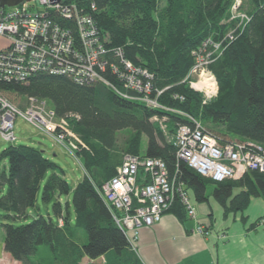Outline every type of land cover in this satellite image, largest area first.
Segmentation results:
<instances>
[{"label":"trees","instance_id":"obj_1","mask_svg":"<svg viewBox=\"0 0 264 264\" xmlns=\"http://www.w3.org/2000/svg\"><path fill=\"white\" fill-rule=\"evenodd\" d=\"M67 1L83 7L94 1L92 14L101 33L108 37L107 47H121L127 59L150 70L153 87L167 86L158 101L168 109L123 98L102 81L78 83L65 74L42 71L23 83L0 82V90L5 93L46 99L57 116L77 113L79 119H70L71 128L93 149L91 153L83 146L76 152L86 173L72 188L70 200L53 202L56 219L36 214L18 225L0 221L4 251L21 264H33L32 256L41 245L46 246L51 264H80L83 257L95 259L101 255L108 256L106 264H142L97 190L120 163L112 150L116 133L122 129L133 131L125 152L163 159L170 176L181 181L185 189L191 188L198 202L208 200L206 188L210 183L211 194L224 217L243 211L252 197L264 199V172L246 170L238 178L221 181L203 177L177 161L175 145L161 127L165 125L170 136L177 123L190 122L185 115L189 114L221 139L252 140L264 146V0L246 1L250 19L209 64L218 90L206 103L182 79L194 62L191 50L206 36L213 34L217 38L225 31L221 20L232 0H163L158 20L154 10L160 0ZM116 60L113 52L107 55L108 62ZM102 74L123 90L108 65ZM128 93L136 95L130 90ZM154 116L158 119L154 120ZM1 156L7 159V167L0 174L1 188L6 187L0 195V210L6 218L27 216L49 171L41 194L44 202L71 189L63 171H56L57 164L37 146L10 143L2 149ZM71 207L75 213L73 223ZM168 211L180 221L188 218L179 200ZM81 232L85 241L81 240Z\"/></svg>","mask_w":264,"mask_h":264},{"label":"built area","instance_id":"obj_2","mask_svg":"<svg viewBox=\"0 0 264 264\" xmlns=\"http://www.w3.org/2000/svg\"><path fill=\"white\" fill-rule=\"evenodd\" d=\"M238 6L239 1L233 5L234 9ZM95 8L94 1L83 7L67 0H24L0 7V37L5 41L0 46V82L23 83L32 74L42 71L65 74L78 83L102 81L123 98L138 100L148 107L168 109L158 103V96L167 86L153 87L152 74L146 67L134 65L124 56L121 47H107L106 37L92 14ZM237 10L234 16L241 18L244 26L250 17ZM235 35L236 28L224 35V45L205 38L191 50L194 62L182 82L194 79L189 80V86L201 93L203 103L209 102L218 90L209 64ZM111 52L117 60L108 62L107 55ZM107 65L122 83L123 90L103 76ZM129 90L136 95L128 93ZM185 115L190 122L177 123L170 136L161 124L166 138L175 145L177 161L214 181L238 178L248 169L264 172L263 145L252 140L221 139L194 117ZM18 116L75 154L67 140L72 130L70 119H79L77 113L57 116L47 100L36 97H29L28 104L21 108L0 90V137L3 141L17 139L14 122ZM153 119L158 118L154 116ZM97 190L133 251L137 250L139 228L159 221L176 200L183 204L189 218L196 215L184 184L174 175L170 176L160 157L124 153L114 174ZM259 222L264 223V217ZM58 223L61 225L62 220ZM194 231L201 235L209 233L203 223Z\"/></svg>","mask_w":264,"mask_h":264},{"label":"crops","instance_id":"obj_3","mask_svg":"<svg viewBox=\"0 0 264 264\" xmlns=\"http://www.w3.org/2000/svg\"><path fill=\"white\" fill-rule=\"evenodd\" d=\"M198 207L199 213L194 218L180 221L166 211L159 221L139 228L135 255L142 264H264V223H255L264 217L263 198L252 197L243 211L223 216V223L216 229L215 209L209 203ZM69 211L72 222L71 208ZM74 218L75 214L73 222ZM199 223L208 227L207 235L194 231ZM81 234V240L85 241V235ZM47 252L46 246H38L32 256L33 264H51ZM106 261H110L107 255L95 259L83 257L80 264H106ZM0 264H21L4 251L3 239H0Z\"/></svg>","mask_w":264,"mask_h":264},{"label":"rangeland","instance_id":"obj_4","mask_svg":"<svg viewBox=\"0 0 264 264\" xmlns=\"http://www.w3.org/2000/svg\"><path fill=\"white\" fill-rule=\"evenodd\" d=\"M237 1H239V6L236 9H234L233 5ZM246 1L247 0H232L230 7L228 9V12L226 13V16H224L221 20V22L223 24H225V27H226L225 31L220 36H218L217 38H215L213 34H210V35L206 36L205 38H209L212 41V43H224L225 42L224 35L226 33L230 32L234 28H236V31H237V29H240L241 26L243 25V22L240 20L241 18H238V16H234V15L236 14L237 9H238L237 13H241V12L246 13L247 12L246 10L249 6H246ZM157 4L158 5L156 6V8L154 10V17L156 18V20H158L157 12H159L160 8L163 6L164 1L160 0ZM216 34H218V33H216ZM105 37L108 38L107 36H105ZM4 44H5V41L0 37V46H2ZM221 45H224V44H221ZM134 65L138 66L137 64H134ZM148 72L150 74H152V77H153V73L150 70H148ZM197 79H198V77L196 78V80ZM189 80H194V79H188L184 83H187L188 87L191 88L189 86ZM152 83H153V81H152ZM191 89L193 90V88H191ZM164 90L165 89H163L162 93L164 92ZM5 95L11 101L16 103L21 108H24L28 104V99H29L28 97H22L16 93H5ZM40 100H46V99L42 98ZM158 103H159V101H158ZM14 132H15V135L17 137V139L14 142L3 141L0 137V174L7 167V159L5 157L1 156L2 149L5 148L10 143H24V144H28V145L37 146L40 149H42L43 154L57 164V167L55 168V170L56 171H61V170L63 171L62 174L65 177V179L68 181L71 189L67 194L56 195L50 202H44L41 198V194H42L43 183L45 182L47 176L51 173V171H49L46 174V176L44 177V179L40 185V188H39L38 193H37L35 205L33 207H30L27 209V216L24 218H18V219L6 218L3 215L4 212L2 210H0V221L1 222H11L15 225H18V224L30 221L36 214H42L44 216L50 215L52 217V219H56V215L54 214V211L52 209L53 202L55 200H58V199H60V201L62 203L65 200H70L71 194H72L71 193L72 188L74 187L76 182L79 179H81L82 176L86 173V170L82 164V159L79 155H77L76 152H78L80 150V147H83V146L86 148V150L90 151L91 153H93V149L91 148V146L88 143H86V141L82 138L80 133H78L72 129L71 133L68 136L67 143H68L70 149L76 154L75 155L68 148H66L63 144L55 141L48 134H46L43 131H40L38 128H36L32 124L26 122L20 116H18L15 119ZM132 135H133V131L131 129H122L116 133V141H115L114 149L112 150V154L115 155L120 161H121L123 154L126 153L125 152V146L127 144V141L129 140V138ZM248 170H256V169H248ZM1 189L2 188L0 185V195H2L5 192L6 187L4 186L3 189L2 190ZM186 190H187V194H188V197L190 199V202L193 204L197 214L199 213V207H198L199 204L206 206L209 203L212 206V208L215 209L214 215H213V227L215 229L219 228L221 226V224L223 223L224 219H223L221 206L219 205V203L215 200V198L211 194V184L209 183L207 185V188H206V193L208 196V200H207L208 202L207 201L198 202L194 197L192 189L187 187ZM252 208H255V206ZM74 214H75L74 210L71 207V215H72L71 221H72V223H73V215ZM3 235H4V229L2 226H0V239H1V241L3 239Z\"/></svg>","mask_w":264,"mask_h":264},{"label":"water","instance_id":"obj_5","mask_svg":"<svg viewBox=\"0 0 264 264\" xmlns=\"http://www.w3.org/2000/svg\"><path fill=\"white\" fill-rule=\"evenodd\" d=\"M22 1H24V0H0V7L13 6V5H16Z\"/></svg>","mask_w":264,"mask_h":264}]
</instances>
